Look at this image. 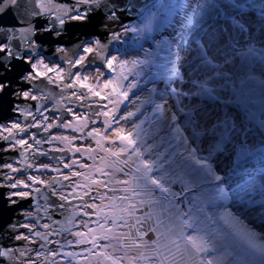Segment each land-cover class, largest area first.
<instances>
[{
	"label": "snow or ice",
	"instance_id": "6c2138e0",
	"mask_svg": "<svg viewBox=\"0 0 264 264\" xmlns=\"http://www.w3.org/2000/svg\"><path fill=\"white\" fill-rule=\"evenodd\" d=\"M76 4L107 12L113 35L106 43L85 39L77 45L75 59L57 48L68 71L59 64L50 67L43 59L33 62V53L25 60L31 65L25 79L46 77L47 85L60 92L45 91L47 85L38 86L39 96L24 91L25 100L51 101L52 107L40 103L35 113L19 106L12 109L25 120L31 117L23 126L15 119L11 123V130L26 136L17 139L6 126L2 129L8 133L4 140L24 154L21 168L0 164V171L23 173L7 177V187L25 189L7 199L35 203L28 206L32 211L24 222L10 230L15 232L14 247L5 246V234L0 233V259L7 258L6 264H92V258H101L95 264H123L125 259L130 264H224L231 258L228 264H264V234L244 224L239 211H219L228 196V182L243 177L250 183L253 170L247 165L253 160L264 164V0H66L61 6L52 0H0V15L12 7L17 25L28 24L0 25V34L26 38L31 19L38 16L36 9L55 8L59 35L66 23L61 16L87 21L88 13ZM121 11L133 22L121 23ZM112 23L122 32L116 34ZM161 28L170 29L169 34L155 39L153 34ZM128 34V47L138 49L137 55L127 58V48L113 55L109 45ZM148 41L145 48L142 42ZM7 53L12 56L10 47ZM90 56L101 61L90 75L70 70L90 65ZM257 85L262 94L259 110L242 99ZM8 87L0 81V93ZM53 128L75 135H56ZM56 142L62 146L44 149ZM258 171L255 190L261 198L235 199L245 205L246 215L264 221V166ZM177 183L181 187L173 191ZM145 206L149 211L137 215ZM149 221L153 227L136 228ZM132 228L139 238L132 246L147 251L129 257L124 241L131 232L124 230ZM149 231L157 234L151 243L144 239ZM230 235L239 236L245 245L236 256L225 243ZM20 240L25 241L22 247L16 246Z\"/></svg>",
	"mask_w": 264,
	"mask_h": 264
},
{
	"label": "flooded vegetation",
	"instance_id": "af4514ba",
	"mask_svg": "<svg viewBox=\"0 0 264 264\" xmlns=\"http://www.w3.org/2000/svg\"><path fill=\"white\" fill-rule=\"evenodd\" d=\"M82 13H88V19L87 21H85V23L94 24V21L92 20L90 16L91 14L90 12H82ZM120 18L122 19L123 17L120 16ZM50 19L51 17L43 18L44 25L36 32L37 36L29 39L25 43V45L20 49L21 55H18V56H20L21 59H17L16 58L17 55L8 56V53H7V48H9L8 45L6 44L2 45L5 47V51L0 52V81H6L9 84L8 88L10 87L12 88V96H11L12 106L10 108L8 118L0 123V164L10 163L12 164L13 167H17V168L23 167V155H24L23 150L19 149V146L13 147L11 144H9L7 141L4 140V137L7 136L8 133L6 131H3L2 129L6 126L8 129L11 130V123L13 122L14 119L18 120L23 126L24 124L31 121V117H28V119L25 120V117L23 115H20L17 112H14L12 109L15 106H19L20 108H26L29 111H32L33 113H35L36 107L40 103H44L45 107L47 108L52 107L51 101H39V100L33 101L30 98L25 100L23 97V92L29 91L30 89L32 90L30 92V96L31 95L39 96L40 92H39L38 86L47 85L46 77H38L33 81H28L27 79H25L26 74L31 72V65L25 62V60L29 58V53H33V55L31 56V60L33 62L36 61L37 59H43L44 63L48 64L50 67L53 66L54 64H59L62 67H64L66 71L69 70L68 65L61 59V57L64 54L57 52L56 49L64 48L66 50L68 57L72 59L76 58V57H73V52L68 50L67 48L68 46H71L73 44L76 38L70 39L69 36H66V33L60 32L58 35L57 32L52 31L53 27L48 24ZM105 20L107 19L105 18ZM70 22H74V21H69L67 18L66 23H70ZM114 27L118 28V30L120 31L119 24L112 23L111 28H114ZM119 31H118V34H119ZM96 35H100V32L96 31L94 33V36H95L94 39L97 37ZM90 58L91 56L89 57V59ZM100 66H101V61L95 60L93 61L91 65H86L85 67H81L79 69L71 68L70 70L73 73H76L77 71H79L81 76H83ZM38 70H40L41 72L44 71L42 67H39ZM32 75H35V73H32ZM48 75L53 76L54 73H49ZM65 82H67V79ZM48 90H51L54 93L60 92V89L56 87L55 85H47V87L45 88V91H48ZM68 91L71 92L72 90L69 89ZM61 130L62 129L53 128L52 133L58 135V132H60ZM11 131L14 133V135H16L17 139H19L20 136H26L25 133H19L17 135L18 130H11ZM31 132L36 133L37 130L32 129ZM86 142L87 144L91 143L90 140H87ZM52 146H59V145L57 144L44 145V149L51 148ZM50 155L52 154L50 153ZM56 155H60V154L57 153ZM29 156H31L30 153H29ZM40 159H43V158H40ZM28 162L31 163L32 160L29 159ZM29 174L38 175V173H31V171ZM17 175L22 176L23 173H11L7 168L0 171V180L3 181V186H0V190L4 192L6 199L12 192L25 190V189H20V188L10 189L9 187H7V185L11 183V181L7 179V177L17 176ZM12 199L17 200L19 202L13 204L11 203V201L7 199L8 206L16 207L17 211L15 213V216L12 219V222L7 227H5L4 230L0 232V233L5 234V239L3 243L5 246H8V247H14L11 236L14 235L15 232L10 231V230H13L18 225V223L24 222L23 220L24 215L27 212L32 211V209L29 208L28 206L35 203V201L31 199L20 200L19 197H15V196H13ZM19 231L26 232L27 230L20 228ZM125 231L131 232L130 229H126ZM134 240L137 243H139L138 237L135 238L131 233V237L124 241V243L128 246L127 251H128L129 257L136 256L138 252L141 250V249H137L132 246ZM24 245H25V241L23 240L16 241V246L22 247ZM28 247H32V246L28 245ZM66 251H80V249L68 248L66 249ZM108 251H111V249H108ZM114 254L123 255V252H116ZM32 255L34 256L35 253H32ZM57 259H60V258L58 257ZM96 259H101V258H92V264H95ZM6 261H7V258L0 259V264H6ZM105 264H110V262L106 261ZM123 264H130V262L129 260L125 259L123 261ZM131 264H137V261H133L131 262Z\"/></svg>",
	"mask_w": 264,
	"mask_h": 264
},
{
	"label": "rangeland",
	"instance_id": "374dc122",
	"mask_svg": "<svg viewBox=\"0 0 264 264\" xmlns=\"http://www.w3.org/2000/svg\"><path fill=\"white\" fill-rule=\"evenodd\" d=\"M124 24H129V23H124ZM120 32H122V29H120L119 33ZM169 32H170V29L161 28V30L159 32H155L153 34V37L155 39H159L162 36H167L169 34ZM121 41L123 44H121L119 41L114 42V44L110 50L111 53L113 55H118L119 54L117 51L118 49L124 50L125 48H127L128 49L127 54H126L127 58L135 57L138 53V49L128 47V45L131 43V38L129 40V39L121 37ZM142 43L144 44L145 48H149L151 42L148 41V42H142ZM139 57L143 58L142 52L139 53ZM101 70L107 72L106 69L102 68ZM119 71H120L119 68H117L116 73H119ZM137 71H139V69H137ZM92 72H93V70L90 71L89 73H87V75H90ZM130 79H131V77H130ZM141 79L143 80L144 77H141ZM163 86L164 85L162 83L158 82V87L163 88ZM146 87H151V84L146 85ZM242 99L250 101L249 106L254 108L255 110H259L261 107V104H260L261 96L258 93V88H257L256 93L252 92L248 96H242ZM145 107H147V106H145ZM131 110L135 111V106H132ZM241 115H243V113H241ZM144 127L146 128L147 124H145ZM61 134L69 135V136L75 135L70 130H68V131L61 130L60 132H58V135H61ZM86 141L87 140H85L84 143ZM77 143L79 144V141H77ZM55 144L59 145V142H56ZM92 145H93V147H95V144H92ZM52 147H54V146H52ZM89 163H91V161H89ZM262 166H264V164H262V162L260 160H253L250 164L247 165V167H249L253 170L252 176L254 177V180L250 183H245L243 177H233L232 180H230L228 182V185L226 186V191L228 192V196L226 199L223 200V207H220L219 211H233L234 213L239 211L241 218L244 221V224H246L249 227L255 229L256 231L264 234V221H262L258 215L255 217L246 215L242 210L243 207H245V205L239 204L237 202V200L235 199V197H240L244 201H252V200H259L261 198L260 193L258 191H256L255 188H256V185L259 184V181H260V173H259L258 169L261 168ZM238 183L240 185L239 187H237ZM172 187H173V191H179L181 186H180V184L177 183V184L173 185ZM195 191L196 190L194 189L193 192L188 193V195H193ZM182 207H186V205H184ZM148 211H149V208L147 206H145V208L143 209V213L145 214ZM253 211H258V206H257V208L253 209ZM136 226L141 231H145V230L149 229L150 227H153L154 224L151 221H149V222L144 223L143 225H136ZM213 227H215V225H213ZM156 235H157L156 233L149 231L148 234L144 237V239H148V240H150V242H152L153 240L156 239ZM225 241H227L226 244H228L231 247V249L233 250V256H236L245 247L244 242L237 235H230ZM229 259H231V258H226L224 261V264H228ZM137 264H148V262L143 261V260H139V261L137 260Z\"/></svg>",
	"mask_w": 264,
	"mask_h": 264
},
{
	"label": "water",
	"instance_id": "95a60500",
	"mask_svg": "<svg viewBox=\"0 0 264 264\" xmlns=\"http://www.w3.org/2000/svg\"><path fill=\"white\" fill-rule=\"evenodd\" d=\"M67 2L75 3V0H67ZM65 3H66V0H52V4L56 6L65 5ZM76 8L79 9L80 12L92 13V16H91L92 19H97L100 17L108 16L107 12L103 10L94 12L87 5L76 4ZM36 11L38 12V16L31 19L32 30L25 34L26 38H20L18 33H17V38H12V39H9V36L11 35L10 33L6 35L0 34V45H3V44L8 45V47L12 49V55L14 56L21 55L20 49L25 45V43L32 37L37 36L36 32L44 25L43 18L51 17L48 24L53 27L52 31L57 32L58 29L61 28V26L59 25V21L56 20L57 13L55 11V8H52L50 11H47V12H42L39 10V8H37ZM71 14L72 13L70 12L69 15ZM17 18L18 17H17L16 9L9 7L4 12L3 15H0V25H7V26H14V27H27L28 26L27 23H25L24 25H17ZM61 18L65 19V21L67 19V17L65 16H61ZM96 31L97 29L94 24L74 21L70 23H65L62 26V31L60 32L66 33V36H69L70 39L76 38L73 44L67 47L68 50L73 52V57H75L74 53H77L79 51L77 48V45L83 43L85 39H88V38L94 39L95 37L94 33ZM122 37L130 40L131 34H128ZM117 41L123 44L121 40H117ZM91 58L89 60H91ZM93 61L95 60H92V63ZM11 96H12L11 87L5 89L3 93H0V123L8 118L10 108L12 106ZM51 154L56 155L57 153H51ZM16 211H17L16 207L8 206V200L6 199L4 192L0 190V232L4 230V228L7 227L12 222V219L15 216Z\"/></svg>",
	"mask_w": 264,
	"mask_h": 264
},
{
	"label": "trees",
	"instance_id": "16d2710c",
	"mask_svg": "<svg viewBox=\"0 0 264 264\" xmlns=\"http://www.w3.org/2000/svg\"><path fill=\"white\" fill-rule=\"evenodd\" d=\"M118 15H120L121 17H123L120 22L121 23H131L133 21V19L127 15H125L122 11L120 13H118ZM90 16H92V13L90 14ZM105 18L107 19V16H104V17H100V18H97V19H92L94 21V25L96 26V29L97 31L100 32V35H96L97 37L96 38H99L102 42H107V38L112 36L113 35V32L112 31H109V24L106 22L107 20H105ZM105 20V21H104ZM111 27V25H110ZM111 29H114L115 30V33L118 34V28H111ZM115 41H113L110 45H109V49H111L112 47V44L114 43ZM257 88H258V93L259 95L261 96V91H260V86L257 85L256 86V89H255V93L257 92ZM246 91V90H245Z\"/></svg>",
	"mask_w": 264,
	"mask_h": 264
},
{
	"label": "crops",
	"instance_id": "0c3cea01",
	"mask_svg": "<svg viewBox=\"0 0 264 264\" xmlns=\"http://www.w3.org/2000/svg\"><path fill=\"white\" fill-rule=\"evenodd\" d=\"M86 144H87V142H86ZM93 146V145H92ZM144 213L143 212H141V213H137V215H143ZM136 228H137V226H136ZM136 228H132V229H130L131 230V233H132V235L136 238L137 237V232H136ZM138 240H139V238H138ZM146 241H148L149 243H151L150 242V240H148V239H145ZM227 241H225V243H226ZM143 251H147L146 249H142Z\"/></svg>",
	"mask_w": 264,
	"mask_h": 264
}]
</instances>
